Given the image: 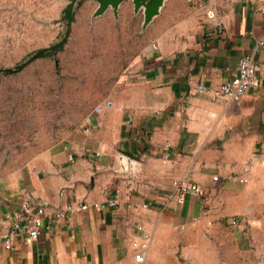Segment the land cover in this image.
Returning <instances> with one entry per match:
<instances>
[{
  "label": "crops",
  "instance_id": "1",
  "mask_svg": "<svg viewBox=\"0 0 264 264\" xmlns=\"http://www.w3.org/2000/svg\"><path fill=\"white\" fill-rule=\"evenodd\" d=\"M179 28L173 47L163 37L121 73L113 106H96L84 131L0 185V264H189L206 224L238 218L241 229L264 213V0H197ZM246 55L258 83L239 101L197 89L232 79ZM175 179L199 184L204 198L179 203ZM109 198L119 206L46 216L51 229L29 245L23 220L14 247L1 244L25 200L50 211ZM140 224L151 234L144 262L134 257Z\"/></svg>",
  "mask_w": 264,
  "mask_h": 264
},
{
  "label": "rangeland",
  "instance_id": "2",
  "mask_svg": "<svg viewBox=\"0 0 264 264\" xmlns=\"http://www.w3.org/2000/svg\"><path fill=\"white\" fill-rule=\"evenodd\" d=\"M197 0H167L143 27L144 13L123 2L93 17L98 4L84 0L64 46L23 69L0 74V185L35 167L73 133L85 130L96 106L115 95L121 73L164 37L173 47L180 24ZM69 0H0V70L16 68L65 35ZM133 62V63H132ZM189 264H264V213L235 228L212 221L192 242ZM192 261V262H191Z\"/></svg>",
  "mask_w": 264,
  "mask_h": 264
},
{
  "label": "built area",
  "instance_id": "3",
  "mask_svg": "<svg viewBox=\"0 0 264 264\" xmlns=\"http://www.w3.org/2000/svg\"><path fill=\"white\" fill-rule=\"evenodd\" d=\"M257 71L258 66L254 58L250 55H246L239 59L236 75L232 79L214 88H206L204 83H199L197 85V89L201 92L208 91L215 99L239 101L252 87L257 85ZM106 105L111 107L113 106V102L108 101ZM118 109L122 110V108ZM101 110V107L96 108L97 112H101ZM241 181L245 182L247 179L241 178ZM173 185L175 190L171 194V197H174L179 203L184 202L187 194L194 195L199 199L204 198V189L199 184L175 179L173 181ZM118 206L119 201L116 198L93 202H89L84 199H74L69 201L63 207H58L49 211L43 206L36 205L31 200H25L21 204V210L13 215V228L1 244L6 249H12L14 247V239L18 238L20 235L23 220H29V222H31V226L28 228L26 236H24L21 240L24 245H29L39 238L42 231L51 229V222H45L46 216L52 219H64L70 214L79 213L89 209L103 210L108 208H117ZM229 223L232 226H237L239 224V219L232 218ZM137 229L141 232V239L133 242V247L136 250L134 257L137 262H144L151 234L147 232L141 224L137 227Z\"/></svg>",
  "mask_w": 264,
  "mask_h": 264
},
{
  "label": "water",
  "instance_id": "4",
  "mask_svg": "<svg viewBox=\"0 0 264 264\" xmlns=\"http://www.w3.org/2000/svg\"><path fill=\"white\" fill-rule=\"evenodd\" d=\"M84 0H69V4L67 8L64 10L61 20L64 22L65 26V35L64 37L57 43L43 47L32 54L29 58H27L24 62L18 65L16 68H6L1 69L0 74L2 72H15L23 69L34 59L40 57L41 55L57 50L64 46L71 34L72 23L75 12L77 8L83 3ZM98 4L96 10L93 13V17H98L103 15L107 10L112 9L114 15L117 17L119 13V9L121 4L127 0H93ZM134 6V11L139 12L143 10L144 13V22L143 27L146 28L158 15H160L162 8L165 5L167 0H131ZM122 159L125 161L124 169H131L133 167L134 160L130 157L123 156ZM125 169V170H126Z\"/></svg>",
  "mask_w": 264,
  "mask_h": 264
}]
</instances>
